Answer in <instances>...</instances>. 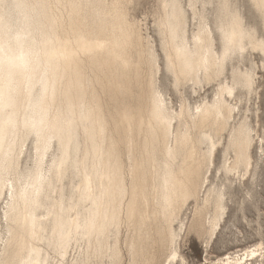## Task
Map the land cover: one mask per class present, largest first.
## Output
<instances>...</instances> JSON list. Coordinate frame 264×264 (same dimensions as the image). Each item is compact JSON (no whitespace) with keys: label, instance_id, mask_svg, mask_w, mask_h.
<instances>
[{"label":"bare ground","instance_id":"bare-ground-1","mask_svg":"<svg viewBox=\"0 0 264 264\" xmlns=\"http://www.w3.org/2000/svg\"><path fill=\"white\" fill-rule=\"evenodd\" d=\"M249 1L258 11L260 0ZM123 2L0 0V264H124L126 257L127 264H159L173 234L180 251L190 200L208 246L227 212V186L252 173L253 149L251 167L234 149L221 161L224 180L200 183L211 143L215 165L219 147H228L225 128L239 137L244 114L253 124L249 104L258 94L257 82L249 94L244 75L251 52L230 56L223 77L219 46L208 52L201 18L214 15L209 6L218 0H164L156 21L179 85L178 109L158 86L160 54L133 28ZM161 25L170 26L163 37ZM178 47L201 55L181 59ZM209 84L211 97L201 95ZM186 86L199 99L185 98ZM29 140L33 165L21 168ZM254 247L249 258L261 264ZM220 263L236 264L235 255Z\"/></svg>","mask_w":264,"mask_h":264},{"label":"snow or ice","instance_id":"snow-or-ice-1","mask_svg":"<svg viewBox=\"0 0 264 264\" xmlns=\"http://www.w3.org/2000/svg\"><path fill=\"white\" fill-rule=\"evenodd\" d=\"M188 7L193 6L188 5ZM205 7H208V5L205 4ZM211 7L214 10V15H206L202 17L201 27L206 38L208 52L212 53L213 47L217 45L221 50L220 55L216 56L218 74L222 77L227 75V61L230 56H235L237 51L244 54L247 50L258 56V59L252 63L251 70L244 73L247 80L249 94H251L255 91L256 82L264 76V0H260L259 5L256 6L258 11L253 10L251 14H249L248 9L252 6L248 4L247 0H218V2H214ZM225 25L227 26V30ZM164 27L170 26L161 25L162 37L165 35L163 31ZM172 36L175 39L174 31H172ZM155 51L163 52L160 56L161 79L163 80L164 76L170 74L173 70V65L167 55L166 43L163 39L161 40L160 47ZM177 53L181 59L189 56L197 57L201 55L200 52L189 53L186 47H178ZM153 58L155 59V54H153ZM233 75H235L234 68ZM224 90L227 91L229 96L232 95L230 89ZM176 92L179 93L178 84L176 85ZM160 99V93L158 91L154 92V103L157 110H159L160 107ZM213 107L217 108V116L219 117V112L221 111L220 106L217 104L213 105ZM196 112L200 113L201 108L197 107ZM33 130L39 138L41 134L39 130H36L35 125H33ZM205 139L209 138L205 137ZM225 140L227 141L228 147L226 151H221V161H227L229 155L235 149L239 152L240 156L244 158L245 164L251 167L249 162L250 155L253 146L256 145L259 155L258 163L262 172H264V128L261 127L259 114L256 116L255 124L249 122L248 114H244V120L240 122L239 137H237L234 129L225 128ZM45 151H47V148H45ZM215 151L216 143L213 140L209 153L204 157L200 176L201 184L211 183L213 174L216 177H220L226 170L223 163H220L219 171H217L214 164L210 163L209 157ZM52 163L53 167H55L56 160L53 159ZM60 163L61 166H63L64 160L61 159ZM38 164H40L39 160ZM51 171L52 170H49V175H51ZM39 179L43 181L44 177L42 174H40ZM262 179H264V176H262ZM213 187L216 188L217 186L213 184ZM219 191L221 193L220 200L223 201L225 198L224 192L223 190ZM233 195H236V193H233ZM239 195L243 196L245 204H248L250 199H254V193L251 197L245 196L243 193H240ZM257 219H259L260 225L259 237L254 243L259 244L260 254L264 256V203H261L260 205L259 216L257 217L256 215H253L252 217L253 229H255V222ZM89 222L90 221H86L85 223L88 224ZM252 235H255V231L252 232ZM196 242V237L193 236L187 248L182 246L181 250L177 251L176 238L175 234H173L171 246L168 247L167 251L161 256L159 264H204L200 254L194 249L192 254L189 255L188 248H192V245ZM60 250L61 252L63 251L62 246ZM250 254L252 257L257 256L256 247L249 245L244 249H237L235 251L236 264H255L254 260H250ZM57 264H68V261L58 260ZM261 264H264V259L261 260Z\"/></svg>","mask_w":264,"mask_h":264},{"label":"rangeland","instance_id":"rangeland-1","mask_svg":"<svg viewBox=\"0 0 264 264\" xmlns=\"http://www.w3.org/2000/svg\"><path fill=\"white\" fill-rule=\"evenodd\" d=\"M109 1L110 0H107L108 3ZM183 1L186 2L187 0ZM247 2L250 6H252L249 0H247ZM124 3L126 4L124 5ZM163 3L164 0H125V2H123V9L127 8L126 10L124 9V12L126 11L125 15L126 17H128L127 19L129 20V22L132 21L131 25H134L133 28L139 33L140 36H149L156 49L160 47L156 21H158L163 14ZM209 10L212 11L211 6H209ZM253 10H255V8L253 6L250 7L248 9L249 14H251ZM158 53L160 54V56L162 55V51ZM245 57L246 58L244 62L246 63V65H249L251 60L255 61L258 59V56L254 53H252L251 55L246 54ZM257 85L258 94L253 97L252 101L249 104L251 109L250 118L253 124H255L256 116L257 114H259V121L261 127L263 128L264 76H262L260 80L257 81ZM158 86L164 93L166 99L172 102L174 108L178 109L180 105L181 94L176 92V89L172 85V78L169 74H166L163 80L161 79V68L158 74ZM214 87L215 84L206 85V87L201 91V95H207L211 97ZM181 92L183 96L185 98H188L191 102L199 99L198 93H192L188 86L182 88ZM103 101L104 105L106 106L105 103L107 102L108 104V99L106 101L104 98ZM133 102L130 101V99H127V102L124 101L127 106L128 103L129 105H131L133 104ZM111 103L112 102L110 101V104ZM121 104H123V102H121ZM108 106L109 105H107V107ZM33 151L34 150L32 147V143L29 140L25 144L24 154L21 158V168L31 167L33 165V161L31 158ZM221 151L222 146H220L219 150L216 152L214 160L215 166H218L221 163ZM253 156L254 168L252 169L251 175L247 176L242 181L235 180L230 187L227 186V212L221 222L220 229L217 231L216 235L208 246H206V228H200L201 226H198V223L200 222L197 220L199 216L196 214V203H194L195 201L193 199L187 203L182 212V218L185 219V223L186 225H188V227L186 233L183 236V239L180 240V250L182 246L184 248H187L188 244L191 242V238L195 236L197 242L192 245V248H188L189 255L192 254V251L194 249L197 253L200 254L204 264H221L220 259L226 258L228 255H235V251L237 249H244L249 245H251L252 247L258 245V243H254V241H256L259 237V219L256 220L255 229H253L252 217L253 215H256L257 217L259 216L260 205L261 203H264V179H262V176H264V172H262L258 163L259 155L256 145H254L253 147ZM212 180L220 182L221 180H224V177H215V175L213 174ZM233 193H236V195H233ZM240 193H243V195L249 197H251L254 193V199H250L249 203L245 204L243 196L239 195ZM202 194L203 192L201 193V195ZM0 205L2 206L3 203H1ZM205 217L206 216H204V218ZM205 226H207V224H205ZM175 227H178V222L175 223ZM253 231H255L254 236L252 235ZM127 261L128 259L126 257L124 264H127Z\"/></svg>","mask_w":264,"mask_h":264}]
</instances>
